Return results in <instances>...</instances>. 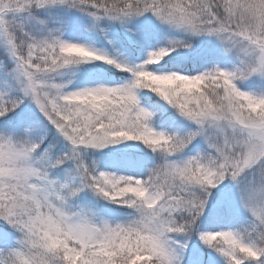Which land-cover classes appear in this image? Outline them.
<instances>
[{"label":"snow or ice","instance_id":"snow-or-ice-1","mask_svg":"<svg viewBox=\"0 0 264 264\" xmlns=\"http://www.w3.org/2000/svg\"><path fill=\"white\" fill-rule=\"evenodd\" d=\"M0 264H264V0H0Z\"/></svg>","mask_w":264,"mask_h":264}]
</instances>
